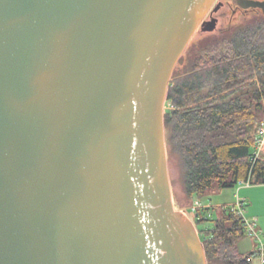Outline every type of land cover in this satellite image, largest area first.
I'll list each match as a JSON object with an SVG mask.
<instances>
[{
    "label": "water",
    "instance_id": "water-1",
    "mask_svg": "<svg viewBox=\"0 0 264 264\" xmlns=\"http://www.w3.org/2000/svg\"><path fill=\"white\" fill-rule=\"evenodd\" d=\"M216 2L0 0V264H208L165 103Z\"/></svg>",
    "mask_w": 264,
    "mask_h": 264
},
{
    "label": "trees",
    "instance_id": "trees-1",
    "mask_svg": "<svg viewBox=\"0 0 264 264\" xmlns=\"http://www.w3.org/2000/svg\"><path fill=\"white\" fill-rule=\"evenodd\" d=\"M174 72L165 113L168 155L180 160L182 185L175 194L180 210L191 209L194 224L212 222L201 237L208 264H253L242 254L241 218L232 209L210 219L213 207L192 210L215 187L241 180L264 185V158L252 150L264 120V12L241 25L211 35L188 48Z\"/></svg>",
    "mask_w": 264,
    "mask_h": 264
},
{
    "label": "rangeland",
    "instance_id": "rangeland-1",
    "mask_svg": "<svg viewBox=\"0 0 264 264\" xmlns=\"http://www.w3.org/2000/svg\"><path fill=\"white\" fill-rule=\"evenodd\" d=\"M220 2H222L221 4L224 6L215 13V17H217L219 20L216 31L210 33L199 30L190 43L189 47L192 45H198L200 41L211 35H221L223 32L233 29L245 21L253 19L255 16H259L263 12L261 9L250 10L247 12L240 10L234 12L235 3H232L231 0H217L216 4H220ZM207 20H209V18H207ZM183 66L184 65L181 64L177 66V69L183 68ZM167 109L168 104L166 101L165 112ZM169 161L173 189L175 190V194H179L178 196H180L182 185V166L180 160L175 156H169ZM238 197L246 200V206L244 208L245 217L250 221H256L257 230L260 233L261 241L264 242V185L252 184L251 186H248L246 184H238L235 187L226 189H219L215 187L206 192L205 196L201 198V203L204 207H215L209 217L210 219L215 220L219 217L221 211L233 209ZM176 210L181 211L177 205ZM188 212L194 219L191 209ZM196 225L197 229L201 231V237L205 238L207 236V232L205 231L207 229H211L213 223L208 221ZM256 244V240L249 234H246L245 237H243L238 243L239 252L242 254L253 252L256 248ZM253 264H259V262L255 261Z\"/></svg>",
    "mask_w": 264,
    "mask_h": 264
},
{
    "label": "built area",
    "instance_id": "built-area-1",
    "mask_svg": "<svg viewBox=\"0 0 264 264\" xmlns=\"http://www.w3.org/2000/svg\"><path fill=\"white\" fill-rule=\"evenodd\" d=\"M252 158L253 160H261L264 158V120L262 121L261 125L259 126L252 150ZM240 185H248L251 186L252 182L251 180H241L239 181ZM246 200L241 199L238 197L237 202L234 204V208L232 209L237 213V215L241 218L242 223L244 225V232L246 234H249L252 238H254L257 242L256 248L248 258V262L255 263V261H258L259 264H264V242L261 241V236L259 231L257 230V224L255 220H248L245 217V205ZM203 205L200 201H195V203L192 206V210L195 211L196 209L202 208Z\"/></svg>",
    "mask_w": 264,
    "mask_h": 264
},
{
    "label": "flooded vegetation",
    "instance_id": "flooded-vegetation-1",
    "mask_svg": "<svg viewBox=\"0 0 264 264\" xmlns=\"http://www.w3.org/2000/svg\"><path fill=\"white\" fill-rule=\"evenodd\" d=\"M232 1V3H235V8H234V12H237V11H245V12H247V11H250V10H257V9H252V8H249V9H245V8H243L242 6H241V3H245L244 1L245 0H231ZM255 1H261V2H263L264 0H255ZM217 3V2H216ZM220 3H222V2H220ZM224 5H221V7H223ZM215 13H213V15L212 14H209V16L207 17V18H209V19H211L212 17H215ZM217 18V17H216Z\"/></svg>",
    "mask_w": 264,
    "mask_h": 264
}]
</instances>
